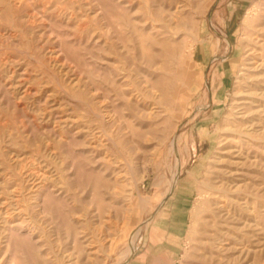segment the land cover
I'll list each match as a JSON object with an SVG mask.
<instances>
[{
	"label": "rangeland",
	"instance_id": "obj_1",
	"mask_svg": "<svg viewBox=\"0 0 264 264\" xmlns=\"http://www.w3.org/2000/svg\"><path fill=\"white\" fill-rule=\"evenodd\" d=\"M257 32L264 0H0V264H264Z\"/></svg>",
	"mask_w": 264,
	"mask_h": 264
},
{
	"label": "bare ground",
	"instance_id": "obj_2",
	"mask_svg": "<svg viewBox=\"0 0 264 264\" xmlns=\"http://www.w3.org/2000/svg\"><path fill=\"white\" fill-rule=\"evenodd\" d=\"M255 39H256L255 46L254 47H251V49H252L251 53L252 52H255L254 56L252 57L251 63L249 64L248 62H244V65H242L244 67V69L249 70L251 72L253 71L252 72L253 73L252 74V78H251V80H252V87L250 88V90L248 92V95L245 97L242 106L239 107V108H241V110L239 111L237 109L241 113V115H240L241 117L239 119V123L236 124L238 126L236 127V125H235V127L234 128H231V130H230L232 132V134H231L232 135V139H237L242 134H244V133L246 134L247 132H249V130L251 129V127H249L247 125V123L250 120H253L254 119V114L256 112V104L264 99V69H263L264 68V33L263 32H257L256 35H255ZM256 118H257V116H256ZM254 126H255V124H254ZM249 138L253 139L250 136H249ZM229 148L230 149H228V153L231 155V154H233V150L231 149L232 147H229ZM236 154H238V153H236ZM233 156H235V155H233ZM227 158H223L222 165L216 166L214 168V171H212L213 174H214V177H213L212 182L209 184V190H210V194L211 195L220 196L221 197V195H222L221 193H223V191H225L227 189V188H225V184L227 183L225 181V177L228 174V172L230 173V172L233 171V170L230 171V169H228L227 166L225 165V163H227V161L229 160ZM230 159H232V158H230ZM233 172H235V171H233ZM234 174H237V173H234ZM230 179H232V178H230ZM232 184H231V186H232ZM226 203H227V201H226ZM215 205H216V211H215V213L216 212H219L220 213V211L225 207V203H220V201H217V200L215 201ZM225 210H226V208H225ZM225 210H224V212H225Z\"/></svg>",
	"mask_w": 264,
	"mask_h": 264
}]
</instances>
